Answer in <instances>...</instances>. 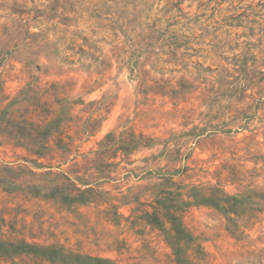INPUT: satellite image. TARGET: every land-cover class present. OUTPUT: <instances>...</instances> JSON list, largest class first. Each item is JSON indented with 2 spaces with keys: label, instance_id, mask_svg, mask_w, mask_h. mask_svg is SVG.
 Listing matches in <instances>:
<instances>
[{
  "label": "rangeland",
  "instance_id": "374dc122",
  "mask_svg": "<svg viewBox=\"0 0 264 264\" xmlns=\"http://www.w3.org/2000/svg\"><path fill=\"white\" fill-rule=\"evenodd\" d=\"M171 217L264 264V0H0V264H180Z\"/></svg>",
  "mask_w": 264,
  "mask_h": 264
},
{
  "label": "trees",
  "instance_id": "16d2710c",
  "mask_svg": "<svg viewBox=\"0 0 264 264\" xmlns=\"http://www.w3.org/2000/svg\"><path fill=\"white\" fill-rule=\"evenodd\" d=\"M215 207H221L218 206L217 204H214ZM223 208V207H222ZM170 219V224L171 228L167 232V241L171 245V248L173 250V255L177 259V262L181 264L183 261L182 258H180V255L182 254V244H189L193 241L191 236L186 232V230L183 228L181 222L179 221L178 218L171 217ZM40 251L41 249L38 248ZM38 253V252H37ZM36 254V253H35ZM56 253L52 252L50 254H42L39 252L37 254L38 257H48L50 260L53 255ZM19 255H31L33 256V245H29L24 241H6L3 240L0 237V258H14ZM78 260V259H77ZM76 260V261H77ZM88 261L96 264H104L107 263V260H102V259H91L88 258Z\"/></svg>",
  "mask_w": 264,
  "mask_h": 264
}]
</instances>
